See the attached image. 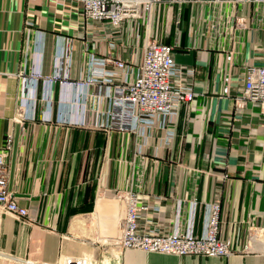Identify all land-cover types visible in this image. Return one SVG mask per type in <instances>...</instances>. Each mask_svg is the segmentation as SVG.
<instances>
[{
  "label": "crops",
  "instance_id": "0c3cea01",
  "mask_svg": "<svg viewBox=\"0 0 264 264\" xmlns=\"http://www.w3.org/2000/svg\"><path fill=\"white\" fill-rule=\"evenodd\" d=\"M148 39L173 46L197 94L145 134L81 127L84 86L25 76L113 72L90 54L120 56L135 74ZM252 64H264V2L156 0L113 27L87 23L79 0H0V149L11 135L7 189L28 210L17 219L0 206V264H264V106L240 100ZM129 189L144 207L139 230L184 229L196 199L200 235L206 204L219 202L217 237L234 253L118 247L116 192Z\"/></svg>",
  "mask_w": 264,
  "mask_h": 264
},
{
  "label": "built area",
  "instance_id": "2783aa9c",
  "mask_svg": "<svg viewBox=\"0 0 264 264\" xmlns=\"http://www.w3.org/2000/svg\"><path fill=\"white\" fill-rule=\"evenodd\" d=\"M82 14L87 23L107 21L119 27L123 20L138 16L141 6L156 0H79ZM264 2V0H256ZM171 44L155 39L145 40L142 54L136 63L135 74H130L126 59L110 54L98 57L90 54L92 64L104 67L114 65L113 72L94 73L80 79H71L67 73L42 75L33 71L26 74L30 78L44 77L49 81L71 83L84 86L82 117L77 123L81 127L104 130L105 132H143L156 124L165 126L174 121L179 106L189 102L197 94L192 83L183 80L193 69L182 70L172 56ZM123 73L124 75H118ZM240 100L258 101L264 106V64L248 65L245 70L243 90ZM109 100L108 108L100 110L101 99ZM245 98V99H244ZM12 136L8 135L4 147L0 149V206L17 219L28 215L25 207L19 206L12 191L7 189L6 158L11 149ZM117 201L125 206L118 225L115 244L120 248H132L144 252H159L205 257H228L234 253L228 239L217 237L219 231V202L206 204L203 231L193 232L196 199L191 202L192 212L184 229L176 222L174 229L162 233L155 228L139 230L137 214L140 209L139 195L132 189L116 192ZM62 264H85L82 259L65 258Z\"/></svg>",
  "mask_w": 264,
  "mask_h": 264
}]
</instances>
